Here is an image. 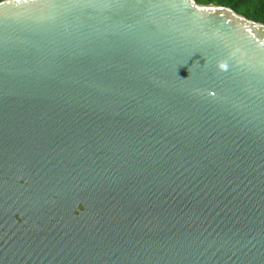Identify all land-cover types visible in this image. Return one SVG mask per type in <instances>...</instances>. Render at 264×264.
<instances>
[{
	"label": "water",
	"instance_id": "95a60500",
	"mask_svg": "<svg viewBox=\"0 0 264 264\" xmlns=\"http://www.w3.org/2000/svg\"><path fill=\"white\" fill-rule=\"evenodd\" d=\"M0 264H264V24L0 1Z\"/></svg>",
	"mask_w": 264,
	"mask_h": 264
},
{
	"label": "trees",
	"instance_id": "16d2710c",
	"mask_svg": "<svg viewBox=\"0 0 264 264\" xmlns=\"http://www.w3.org/2000/svg\"><path fill=\"white\" fill-rule=\"evenodd\" d=\"M3 1V0H0ZM202 5L228 7L252 21L264 24V0H195Z\"/></svg>",
	"mask_w": 264,
	"mask_h": 264
}]
</instances>
